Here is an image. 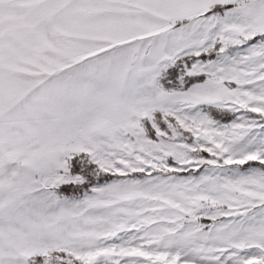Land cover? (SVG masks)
<instances>
[{
  "label": "snow or ice",
  "instance_id": "6c2138e0",
  "mask_svg": "<svg viewBox=\"0 0 264 264\" xmlns=\"http://www.w3.org/2000/svg\"><path fill=\"white\" fill-rule=\"evenodd\" d=\"M0 264H264V0H0Z\"/></svg>",
  "mask_w": 264,
  "mask_h": 264
}]
</instances>
